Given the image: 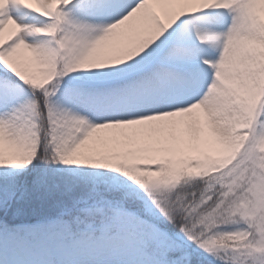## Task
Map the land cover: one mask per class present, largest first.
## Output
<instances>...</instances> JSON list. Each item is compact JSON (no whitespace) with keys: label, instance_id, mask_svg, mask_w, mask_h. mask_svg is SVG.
<instances>
[{"label":"snow or ice","instance_id":"obj_1","mask_svg":"<svg viewBox=\"0 0 264 264\" xmlns=\"http://www.w3.org/2000/svg\"><path fill=\"white\" fill-rule=\"evenodd\" d=\"M264 264V0H0V264Z\"/></svg>","mask_w":264,"mask_h":264},{"label":"trees","instance_id":"obj_2","mask_svg":"<svg viewBox=\"0 0 264 264\" xmlns=\"http://www.w3.org/2000/svg\"><path fill=\"white\" fill-rule=\"evenodd\" d=\"M204 264H208V262H207V261H205V262H204Z\"/></svg>","mask_w":264,"mask_h":264}]
</instances>
